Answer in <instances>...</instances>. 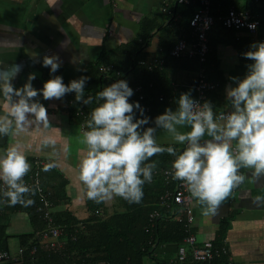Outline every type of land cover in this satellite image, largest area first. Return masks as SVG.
<instances>
[{"label":"crops","instance_id":"1","mask_svg":"<svg viewBox=\"0 0 264 264\" xmlns=\"http://www.w3.org/2000/svg\"><path fill=\"white\" fill-rule=\"evenodd\" d=\"M233 1L238 7H244L247 2ZM262 4L253 9L264 10ZM163 8L179 11L182 7L177 6L176 0H0V61L5 65L13 62L23 64V70L14 81L16 86L25 82L28 73L35 72L33 87H42L43 82L50 78L49 69L42 67L40 62L45 55L61 58L62 66L55 74L63 76L65 83L85 75L91 65L115 64L123 71L121 78L132 85L140 76L138 59L149 60L160 56L180 36L187 34L181 25L183 22L180 26L169 25V17L162 11ZM235 36L248 40L241 51L232 45L216 46L219 67L210 80L217 83V88L209 92L206 99L213 101L217 111H227L224 100V87L229 82L227 77L243 76L245 65L250 62L241 53L260 38L258 33L253 36L246 30L235 32ZM217 39L218 33L212 32L210 42ZM192 40L193 37L188 38V42ZM77 54L82 59V72L76 71V65L69 62L70 57ZM132 59L136 60L135 68L129 67ZM163 70V80L158 82L166 85L164 87L168 92L171 89L173 98L161 104L156 115L162 113L165 107L175 109V98L190 87L194 89L196 79L194 66L187 62H168ZM217 72L220 74L217 75ZM214 76L220 77L221 81ZM192 95L195 97V91ZM65 98L42 100L52 115L49 127L33 126L17 135L10 133L0 141V153L12 144H19L31 164L29 172L37 159L54 161L53 168L40 171L44 188L57 192L58 187L65 184V198L58 193L60 198L57 196L54 214L66 211L77 221H85L89 213L85 205V189L78 178V164L85 155L86 146L80 143L83 133L78 121L63 106ZM4 111L6 108L0 99V114ZM178 130H188V127L178 126ZM45 136L53 138L55 144L44 145ZM154 136L162 146L171 145L178 151L183 147L162 128L158 127ZM239 171L250 174L248 169L241 168ZM146 197L144 192L141 201H144L145 207L150 205ZM192 200L195 214L192 232L198 243L214 242L220 223L229 218V228L224 236L229 258L235 264H264V175L251 179L246 176L245 181L221 201L215 215H203L202 205L194 198ZM103 204L106 214L111 215L115 211H124L125 200L114 196ZM18 206V203H7L6 198L0 200V209L3 210L0 212V248L5 245L12 253L21 245L17 236L32 234L37 228L25 212L16 210ZM177 246L168 243L159 245L152 257L144 260V264H162L174 258ZM49 252L42 248L35 264H54L49 260Z\"/></svg>","mask_w":264,"mask_h":264},{"label":"clouds","instance_id":"2","mask_svg":"<svg viewBox=\"0 0 264 264\" xmlns=\"http://www.w3.org/2000/svg\"><path fill=\"white\" fill-rule=\"evenodd\" d=\"M198 19L195 16L192 24ZM208 23L205 21L206 27ZM247 27L255 30L257 23L250 22ZM241 56L250 62L243 76L227 77V111H217L210 99L201 102L190 87L175 98V109L165 107L153 118L139 100L130 101L134 90L127 79H115L103 86L95 94L96 100L103 102L92 108L80 141L86 149L78 164V178L86 198L100 203L118 196L129 203H140L143 185L151 182L157 166L149 158L164 152L174 157L172 178L187 186L190 198L202 205L205 216L215 215L221 201L246 176L251 179L264 175V40L251 42ZM40 62L49 69L50 78L35 88V72L28 73L25 82L16 86L14 81L23 64L5 65L0 61V99L6 108L0 114V141L33 126L47 129L52 115L42 100H60L67 93H75V101L85 105L92 102L93 96H85L88 75L81 74L65 83L63 76L55 74L63 63L59 56L45 55ZM69 62L76 65V71H83L78 54ZM150 120L154 126H148ZM178 126H187L188 130H178ZM158 127L170 133L175 142L183 145L182 149L157 143L154 133ZM42 143L54 145L55 140L45 136ZM54 166L50 161L43 170ZM30 168L19 144L0 153V181L6 186L0 189V199L6 198L11 205L34 203L36 189L24 179ZM241 168L250 170V174L240 172Z\"/></svg>","mask_w":264,"mask_h":264},{"label":"trees","instance_id":"3","mask_svg":"<svg viewBox=\"0 0 264 264\" xmlns=\"http://www.w3.org/2000/svg\"><path fill=\"white\" fill-rule=\"evenodd\" d=\"M264 3V1L262 2ZM178 6V5H177ZM181 6V5H180ZM235 7L237 9H253L250 5V0H247L244 7H238L236 1L233 0H214L210 6V14L214 16L215 21L210 30L207 33V46L208 51L206 54V60L204 64H199L197 59L186 58H172L168 52L170 48L160 53V56L151 58L149 60L138 59V61H151L155 58L162 57L164 59L163 69L168 62H187L194 66L196 73L200 68H203L207 77L210 79L212 75H216V71L219 67V59L217 57L216 46L217 45H232L237 51H241L244 44L248 41L241 38H236V30L225 27L218 19V15L226 14L229 7ZM182 8L172 9V17L169 18V25L180 26V22H183L182 27L186 29L187 34L180 36L179 39H185L188 42V38L193 37V29L189 25V22L194 13L193 5L181 6ZM264 4H262V8ZM254 10V9H253ZM260 18L264 17V10L255 11ZM262 24L264 22L262 21ZM218 33V39L212 43L210 42V36L212 32ZM262 35V28L258 31V37ZM177 39V40H179ZM176 42V41H175ZM192 43V41H189ZM174 45V44H173ZM172 45V46H173ZM135 59H132L129 63V67L135 68ZM108 65V64H106ZM139 69V70H138ZM154 69L153 71H147L145 66H139L137 70L140 76L136 81L130 85L134 88L136 85H140L142 90L141 94L143 99H138L136 94L130 97L131 100H139L141 105L146 110V114L151 117H155L157 108L161 104L171 100L173 95L171 89L166 90V85H160L159 79L163 80L164 70ZM123 71L113 64V70L107 73L100 71V66L94 64L91 65L85 75L90 77L86 88L85 94L93 96L91 103L87 105V108L91 111L98 102L95 94L100 91L103 86L110 84L115 79L122 77ZM220 74L217 72V75ZM214 79L221 81L220 77ZM64 108L69 112L70 116L74 119L73 106H68L67 102L70 98L74 99L75 93L65 94ZM75 100V99H74ZM77 120V119H76ZM154 124L152 120L148 126ZM155 160L157 166L153 171V179L151 182H147L143 185V192L146 194V198H149V206L145 207L144 201L140 203H129L125 200L124 211H115L111 215H107L105 212L103 202L96 203L87 199L85 202L86 208L89 213V217L85 221H77L68 212H60L55 215L56 223L65 227L66 238H63L64 246L61 250L50 251L49 260L54 264H98L104 262L105 264H144L146 258H151L156 247L162 244H176L179 245L184 237V230L180 223L170 221L166 217L167 210L161 211L162 216L154 221L153 227L149 225V213L157 209V199L161 191V181L159 174H154L155 171H159L161 168L167 167L174 157L167 152L158 153L155 156L149 158ZM158 178L157 183L155 182ZM65 184L58 187L57 192L50 190L52 194L53 203H56L58 193L62 198H65V192L63 190ZM61 188V189H60ZM59 194V195H60ZM59 197V196H58ZM60 198V197H59ZM34 203L28 206L19 204L16 210L25 212L32 224H36L37 228L32 234L19 235L17 238L20 240V246H32L33 244H40V241L35 237L37 231L43 228L41 220L38 219L35 213V206L38 202L37 196L32 197ZM134 204V205H133ZM3 210L0 209V212ZM98 211V213H95ZM230 219H225L220 223V228L217 233V238L213 242L215 246H221L224 243V236L229 228ZM83 227V229H80ZM78 230L75 232V230ZM70 235H74L75 240L69 239ZM178 247V246H177ZM42 248H40L41 250ZM44 249V248H43ZM0 250H7L4 245ZM40 250L38 258H40ZM226 257H222L216 260V263L224 262ZM38 260V259H37ZM37 263V262H35ZM34 263V264H35Z\"/></svg>","mask_w":264,"mask_h":264},{"label":"built area","instance_id":"4","mask_svg":"<svg viewBox=\"0 0 264 264\" xmlns=\"http://www.w3.org/2000/svg\"><path fill=\"white\" fill-rule=\"evenodd\" d=\"M212 1L214 0H176L177 5L194 6V13L189 22V25L193 29V40L192 43L187 42L185 39L177 40L168 52L170 57L176 59H197L199 64H204L208 51L207 33L215 21L214 16L210 14ZM263 1L250 0V5L253 8L262 4ZM162 11L169 18L172 17V9L163 8ZM197 15L199 19L193 25L192 20ZM217 19L227 28H232L236 31L246 30L253 36H256L259 29L262 28V35L257 41L264 40V24H262L264 17L260 18L253 9H237L231 6L228 8L226 14L218 15ZM205 21H209L207 27L205 26ZM250 22L257 23L255 30L247 27V24ZM137 65L145 66L147 71H153L154 69L162 70L164 59L159 57L151 61H138ZM110 70H113L112 65L100 67V71L103 73H107ZM216 88L217 83L210 80L204 69L200 68L196 73L194 84L195 97L203 102L207 94ZM133 90L134 94L138 96V99H143L140 85H136ZM85 96L89 95L85 94ZM67 105L75 108L74 116L78 121L80 131L83 133L87 130L85 121L89 118L91 112L87 108L88 104L85 105L82 102H77L70 98ZM145 110H148V108H145ZM45 163H48V161L42 159L35 160L32 165V170L24 177L25 182L36 189L35 195L37 196L38 202L35 206V213L38 219L41 220L43 228L36 232L35 237L40 241V244L19 246L15 253L8 250H0V264H34L38 259L40 248H44L47 251H56L61 250L64 246L62 240L66 236L65 227L56 223L51 191L44 188L41 182L40 171L43 169ZM171 164L154 172V174H159L161 191L157 199L158 208L149 213V225L153 227L154 221L162 216L161 211L165 209L167 210L166 217L170 221L180 223L185 234L182 242L177 247L175 257L162 264H217L216 260L222 257H226L227 259L219 264H235L229 258V249L225 242L218 247L212 241L198 243L195 234L192 232L195 225L193 200L190 198L187 186L182 181L172 178ZM240 185L232 190L237 189ZM5 187L3 182H0V189ZM95 213H98V211ZM80 229H83V227ZM78 230L76 229L75 232ZM69 239L74 241V235H70Z\"/></svg>","mask_w":264,"mask_h":264}]
</instances>
